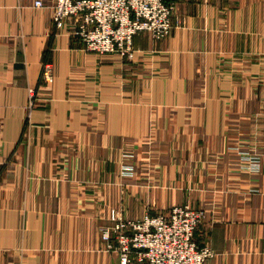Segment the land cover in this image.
<instances>
[{
    "label": "crops",
    "instance_id": "1",
    "mask_svg": "<svg viewBox=\"0 0 264 264\" xmlns=\"http://www.w3.org/2000/svg\"><path fill=\"white\" fill-rule=\"evenodd\" d=\"M37 1L0 0V264H120L100 236L118 162L164 142L176 198L153 204L204 210L206 264H264V0H171L170 37L137 35L133 60Z\"/></svg>",
    "mask_w": 264,
    "mask_h": 264
},
{
    "label": "built area",
    "instance_id": "2",
    "mask_svg": "<svg viewBox=\"0 0 264 264\" xmlns=\"http://www.w3.org/2000/svg\"><path fill=\"white\" fill-rule=\"evenodd\" d=\"M43 5L42 0L36 2L38 7ZM175 8L171 0H55L53 22L62 30L73 20V34L88 52L133 60L137 35L147 33L157 41L170 36ZM54 79L52 63H44L43 83L52 84ZM35 96L31 90L32 99ZM203 218L204 211L190 204L177 205L165 214L120 220L117 236L107 232L104 238L121 264H206L215 252L196 240Z\"/></svg>",
    "mask_w": 264,
    "mask_h": 264
},
{
    "label": "rangeland",
    "instance_id": "3",
    "mask_svg": "<svg viewBox=\"0 0 264 264\" xmlns=\"http://www.w3.org/2000/svg\"><path fill=\"white\" fill-rule=\"evenodd\" d=\"M164 144H161L159 149H166V156H155L153 154L154 152H152V148L154 147H150V150H152L150 153L153 155L149 154L146 158H140L138 144H131L125 148L120 158L121 160L119 159L118 165H120V171L118 177L120 179L116 180L115 183V204L114 207L110 208L108 218L101 220L103 223L100 221V236L106 245L107 251L109 250L118 255L104 237L107 232H110L113 237L117 236L119 230H116V225L121 222L120 220H124V222L137 221L143 219L146 215L156 216L165 214L171 209L167 210L158 204H153L156 202L161 204L162 199L166 198L167 195L168 197L174 196L176 198V190L161 187V180H169L173 169L177 168L173 160L171 159L170 161L169 159L171 144L169 142H164ZM254 162L257 163L256 161ZM118 181L120 183H117ZM186 204L195 207L192 203ZM195 208L202 210L199 207ZM142 210L144 215L142 217H136L138 216L136 213ZM114 228L115 231H113ZM215 255L216 253H214Z\"/></svg>",
    "mask_w": 264,
    "mask_h": 264
}]
</instances>
